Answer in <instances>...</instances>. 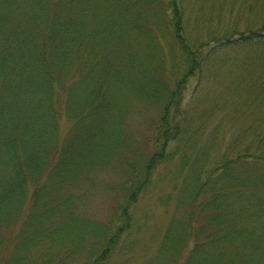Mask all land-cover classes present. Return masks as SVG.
I'll return each instance as SVG.
<instances>
[{
	"label": "trees",
	"instance_id": "16d2710c",
	"mask_svg": "<svg viewBox=\"0 0 264 264\" xmlns=\"http://www.w3.org/2000/svg\"><path fill=\"white\" fill-rule=\"evenodd\" d=\"M183 1L0 0V264H109L130 231L134 195L175 157L197 182L185 218L148 264H264V37L246 36L264 33V0H216L208 13L200 5L207 26L194 36ZM221 8L245 21L241 31L210 29ZM156 33L172 40L168 57H159ZM246 43L260 50L222 71L220 50ZM215 72L238 73L224 104L244 120L231 118L233 139L209 166L202 156L190 163L196 132L181 126L182 92L192 77L205 90ZM223 89L205 95L212 106ZM135 102L174 112L160 116L152 150L125 128ZM117 157L133 169L118 162L129 177L116 186V208L90 220L79 212L90 194L79 183L91 187L90 174Z\"/></svg>",
	"mask_w": 264,
	"mask_h": 264
},
{
	"label": "rangeland",
	"instance_id": "374dc122",
	"mask_svg": "<svg viewBox=\"0 0 264 264\" xmlns=\"http://www.w3.org/2000/svg\"><path fill=\"white\" fill-rule=\"evenodd\" d=\"M202 1H205V4H203ZM183 3L187 10V12H185L186 19H188V21L190 20V23L195 20L198 24L196 33L194 31L191 33V35L194 36L197 34L198 29L207 26L205 17L201 15L199 18L197 17L199 12L204 11V13H208L207 10L210 8L206 6H217L218 2L216 0H185ZM200 5L203 7L202 9H199L201 8ZM221 9L224 10L221 14L222 20L220 25L218 26L216 20H214L210 29L213 32L219 30V33H221L220 30L223 29L231 32L236 29L241 31L245 25V21L239 20L233 23V20H228L229 18L225 16L228 9ZM256 24L258 23L252 22V31L259 28ZM259 33L260 32H249L246 36L256 37ZM156 36V42L161 45L159 57H168L167 53L173 49L172 45L169 44L172 43V40L165 33H156ZM236 38L238 37L236 36ZM259 50L260 46L257 45L256 47V45L251 43H246L243 46L227 50L221 49L219 56L225 58L222 65L220 64V66L223 67L221 70H231L232 66L235 67L237 64L234 65L233 60L235 58H243L245 54H254ZM215 73L206 80L207 85L205 90L204 88L202 90V87L198 89L196 78L192 77L187 85H185V90L182 92L180 110L182 115L181 126L185 131L184 133L188 131L187 135H193V133L196 132L193 139L197 152L192 154L189 159L190 163L201 162L202 156L203 165L211 164L218 155L219 150L224 149L227 142L233 139L231 129L233 128L234 122L230 121L231 118L232 121L244 120V117H241L240 113L235 109L236 106L230 108V106H228L229 102L224 104V100H230L231 98V94L229 93L230 88H226L225 85L234 82V78H236V74L238 73H233L234 77L227 73ZM218 87H224L223 99L220 101V104L212 106L210 103L213 102V99H211V96L205 98V95L208 92H213V90ZM192 94L194 102L190 103ZM150 103L152 102L150 101ZM133 105V114L126 120L125 128L134 134L140 146L145 145L147 150H152V143L156 140V137H154L155 132L157 126H160L158 125L159 120L163 116L169 120L170 116L174 115V112H169L167 111L168 109H166L167 113L164 112L162 114L160 107L157 105H148L145 102H135ZM226 107L227 109H225ZM171 122H175V119H171ZM156 124L157 126L155 128ZM68 125V122L64 120V118L59 121L61 136L67 130ZM167 127H169V125H167ZM163 134H165L164 130L161 131L160 135ZM174 144L173 142H169L167 149L170 147L172 148ZM115 162L117 163L115 164ZM118 162L127 164L133 169L131 163L118 158L114 162L108 161V164L104 168H99L96 173L90 174L92 178L91 187L86 185L85 180H83L81 184L79 183V190L87 189L90 192L86 202L80 204L81 206L79 205L80 209H82L79 210V212L88 219L100 223L104 222L110 217L109 214L111 209L116 208L119 198V192L116 186L121 183L125 184L129 177L124 175L125 168ZM181 164L182 161L179 160L178 157L170 159L166 163L163 162L158 164L150 176L151 179L148 187L142 190V193L136 194L137 197L134 195L132 204L128 208V213L132 220L130 231H128L124 237L117 239L115 247L119 245L120 251L113 253L109 264H148L149 261L157 256L161 241L167 235L169 229L174 226L170 224L173 221H181L182 218H185V214L188 212L187 203L197 180L193 183L192 181L194 180L191 178L193 174L191 169L187 166L184 168ZM263 175L264 169L262 176ZM192 244L190 240L187 248L184 250L185 254L190 253V250H187L192 249Z\"/></svg>",
	"mask_w": 264,
	"mask_h": 264
},
{
	"label": "bare ground",
	"instance_id": "6f19581e",
	"mask_svg": "<svg viewBox=\"0 0 264 264\" xmlns=\"http://www.w3.org/2000/svg\"><path fill=\"white\" fill-rule=\"evenodd\" d=\"M199 1V0H198Z\"/></svg>",
	"mask_w": 264,
	"mask_h": 264
}]
</instances>
